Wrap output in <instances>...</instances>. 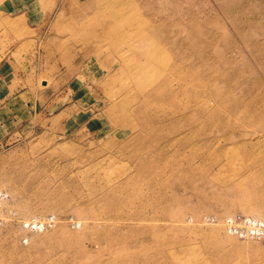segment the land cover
<instances>
[{"label": "rangeland", "instance_id": "374dc122", "mask_svg": "<svg viewBox=\"0 0 264 264\" xmlns=\"http://www.w3.org/2000/svg\"><path fill=\"white\" fill-rule=\"evenodd\" d=\"M264 0H0V264H264Z\"/></svg>", "mask_w": 264, "mask_h": 264}, {"label": "built area", "instance_id": "2783aa9c", "mask_svg": "<svg viewBox=\"0 0 264 264\" xmlns=\"http://www.w3.org/2000/svg\"><path fill=\"white\" fill-rule=\"evenodd\" d=\"M238 216L235 220H232V224L238 225V226H244L245 229L251 234V235H257V236H264V223L260 221H256L255 219H250L247 217Z\"/></svg>", "mask_w": 264, "mask_h": 264}]
</instances>
